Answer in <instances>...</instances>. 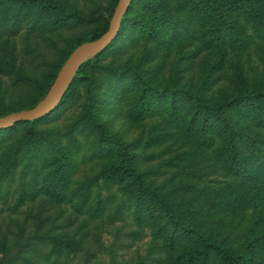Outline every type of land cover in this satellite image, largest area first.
<instances>
[{
	"label": "trees",
	"instance_id": "1",
	"mask_svg": "<svg viewBox=\"0 0 264 264\" xmlns=\"http://www.w3.org/2000/svg\"><path fill=\"white\" fill-rule=\"evenodd\" d=\"M117 3L84 12L75 0H0V74L19 91L8 98L0 82V116L33 108L70 51L108 30ZM92 25L39 73L18 60L22 33ZM261 41L264 0H131L115 38L80 63L50 112L0 128V197L98 218L119 195L159 255L118 264H264V69L250 76L241 64ZM94 159L98 171L76 180ZM48 242L49 253L70 244ZM18 259L34 264L8 252L3 264Z\"/></svg>",
	"mask_w": 264,
	"mask_h": 264
},
{
	"label": "rangeland",
	"instance_id": "2",
	"mask_svg": "<svg viewBox=\"0 0 264 264\" xmlns=\"http://www.w3.org/2000/svg\"><path fill=\"white\" fill-rule=\"evenodd\" d=\"M75 1L84 12H93L100 6H108L109 0ZM93 27L94 25L89 29L68 28L53 33L31 32L27 39L22 37V33L15 42L18 60L31 72L39 73L42 62L55 59L68 38H75ZM261 42L262 46L242 55L241 64L250 76L263 73L264 41ZM75 48L70 51L58 73ZM2 54L3 51L0 50V58L3 57ZM91 56L92 54H88L85 60ZM228 67V71L232 72V67ZM0 82L6 89L8 98L19 92L7 76L0 74ZM50 88L51 86L35 106L46 98ZM83 100L84 93L68 105L59 120L62 128L81 112ZM120 122L116 118L112 122V128L118 129ZM121 129L127 136L135 135L138 131L135 125L122 126ZM98 169L96 159L80 162L75 179L92 176ZM105 194L106 191L103 190L102 195ZM117 196L98 218H90L85 210H78L71 203L52 204L37 200L17 206L12 194L3 199L0 197V264L4 263L5 252L13 257L26 256L34 264H48L55 259L58 264H118L146 256H158L159 254L154 253L155 248L151 247L149 229L136 225L131 211L120 207V196ZM60 236L68 238L70 244L49 253L51 244L48 240ZM16 263L23 264L21 259ZM151 264L155 263L151 261Z\"/></svg>",
	"mask_w": 264,
	"mask_h": 264
},
{
	"label": "water",
	"instance_id": "3",
	"mask_svg": "<svg viewBox=\"0 0 264 264\" xmlns=\"http://www.w3.org/2000/svg\"><path fill=\"white\" fill-rule=\"evenodd\" d=\"M131 0H118L114 8L109 28L100 37L89 40L78 45L66 60L56 79L51 85L50 91L45 99L30 109H23L0 116V128L12 126L22 120L33 119L50 112L61 99L66 89L74 78L79 65L85 60L88 54H95L103 51L115 38L121 18L126 12Z\"/></svg>",
	"mask_w": 264,
	"mask_h": 264
}]
</instances>
